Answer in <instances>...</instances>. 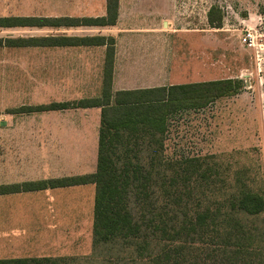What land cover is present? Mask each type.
Wrapping results in <instances>:
<instances>
[{"label": "rangeland", "instance_id": "1", "mask_svg": "<svg viewBox=\"0 0 264 264\" xmlns=\"http://www.w3.org/2000/svg\"><path fill=\"white\" fill-rule=\"evenodd\" d=\"M78 1L0 0V16L60 15L74 12ZM80 1L84 9L86 0ZM136 3L138 7L142 4L151 15L155 14L151 8H164L167 1L137 0ZM212 6L223 15L219 28L211 26L208 20ZM217 9L212 13L215 18L219 15ZM159 11L148 24L143 16L130 20L134 26H154L163 34L152 38L160 42L158 51L142 48L143 52L135 55L138 63L123 65L125 68L118 71L121 81L117 80L115 89L122 82L128 89L146 88L152 82L187 83L198 79L232 78L242 83L236 93L204 107L182 108L171 113L164 134L159 131L154 136L144 134L129 144L134 148L130 158L141 164L144 171L152 169L154 179L162 178L165 166L168 178L179 171L180 179L193 166H200L201 171L210 168L209 172L197 174L216 179L212 187L220 200L236 194L243 184L264 196V0H169L168 14ZM56 32L41 26L0 27L3 37ZM248 32L252 36L244 40ZM48 56L52 59V55L41 52L38 46L0 48V112L98 96L99 87H88L86 92L80 87L54 84L53 71L43 70L41 65V60L48 61ZM29 113L31 179L84 174L96 168L91 165V169L80 159V163L72 166L41 165V111ZM71 136L76 139L80 134ZM66 145L62 151H69ZM151 162L154 163L150 167ZM207 191L211 194V189ZM94 203V184L31 193L30 245L0 246V258L26 257L31 264H143L140 254L133 251L134 246L124 244L123 240L95 241ZM244 222L260 238L258 242L263 247L264 211L257 217L248 216ZM181 241L192 245L196 256L193 263L226 264L219 252L223 246L219 238L213 239L215 243L206 238L191 243ZM249 261L250 256H245L237 264ZM190 263L188 260L187 264Z\"/></svg>", "mask_w": 264, "mask_h": 264}, {"label": "trees", "instance_id": "2", "mask_svg": "<svg viewBox=\"0 0 264 264\" xmlns=\"http://www.w3.org/2000/svg\"><path fill=\"white\" fill-rule=\"evenodd\" d=\"M106 6V15L98 17L0 16V27L115 24L119 0H106ZM215 9L216 6L211 7L208 20L211 26L219 28L222 26L223 15L217 9L219 15L213 17ZM105 43L108 47L101 95L21 106L10 111L100 107L96 170L85 174L30 180L22 184L1 185L0 193L93 183L96 242L116 243L123 240L124 244L134 246L133 251L140 254L143 264H187L188 260L190 264H195L192 262L196 257L191 250L192 245H185L181 240L191 243L195 239L206 238L215 243L213 239L219 238L223 244L219 252L226 264H237L245 256H250L249 263L245 264H264V246L259 244L260 238L244 222L248 216L257 217L264 211V196L261 193L251 191L243 184L236 194L220 200L212 187L216 179L197 174L209 172L210 168L201 171L200 166H193L180 179L177 170L175 175L168 178L165 166L162 178L154 179L152 169L144 171L142 165L133 162L129 156L134 150L129 146L133 140L144 134L154 136L156 131L165 133L171 113L182 108H201L220 97L234 94L241 87V80L223 78L114 92L113 38L96 35L0 37V46ZM154 140L159 141L156 137ZM127 157V161L120 163ZM160 162L165 165L164 161ZM170 188H173L172 193ZM207 189H211V194L207 193ZM186 247H189V251ZM0 264H31V260L26 257L6 258L0 259Z\"/></svg>", "mask_w": 264, "mask_h": 264}, {"label": "crops", "instance_id": "3", "mask_svg": "<svg viewBox=\"0 0 264 264\" xmlns=\"http://www.w3.org/2000/svg\"><path fill=\"white\" fill-rule=\"evenodd\" d=\"M143 1L144 0H142V2ZM166 1V6H163L164 8H151V13L154 12L155 14L148 15L146 13L148 10H145L146 8H144L142 4L138 7L136 3L137 0H119V13L115 24L41 26V28L46 30L57 31L52 34H41V37L96 35L104 36L107 39L113 38L114 62L112 89L114 92L128 89L123 82L115 89L117 80L120 79L118 71L125 68L123 67L124 64L138 63L135 55L142 53V48L148 52L151 48L158 51L157 48L160 42L154 41L152 38L161 37L163 34L162 31L157 30L154 26L151 28H139L134 26L136 24L130 20H137L139 17L143 16L146 19V24H148L149 20L152 21L154 16L159 14V10H164L165 14H168L169 0H165V2ZM78 2V8L74 10V12L41 16L98 17L104 16L107 13L106 0H97L96 2L93 0L92 4H90V2L88 3V0H86L84 2L86 6L84 9H82L80 5L82 1L79 0ZM26 47L30 46H0V48L9 49ZM107 47V43L41 45V52L52 55V59H50L49 56L47 57L48 61L41 60V65H43L42 69L53 71L54 84L56 83L57 86L64 87L71 85V87L83 88L86 92L88 91L86 90L88 87H99V96L101 95L103 86ZM158 78L159 77L155 79ZM120 81L121 80H119V82ZM201 81L206 80L198 79L195 82ZM152 83L151 85H147V87L184 84L180 82ZM87 97L96 96H85L83 98ZM68 100L57 101L61 102ZM29 114V112H0V186L6 184H22L30 180L44 179L30 178L29 133L31 131V126L29 124ZM100 126V107L41 110V165L54 166L63 164L72 166L80 163L78 161L80 159L85 162V165H88V167L92 169L91 165H97ZM73 133H78L80 136H77L75 139L71 136ZM64 144H67L66 146L71 152L61 150ZM95 170L96 168L87 173L94 172ZM69 175L78 174L63 176ZM72 186L59 188H70ZM53 189L58 188L0 193V246L30 245V195L31 193H40L41 191Z\"/></svg>", "mask_w": 264, "mask_h": 264}, {"label": "built area", "instance_id": "4", "mask_svg": "<svg viewBox=\"0 0 264 264\" xmlns=\"http://www.w3.org/2000/svg\"><path fill=\"white\" fill-rule=\"evenodd\" d=\"M252 34L250 32L247 33L246 37H244V40H247L248 38H251Z\"/></svg>", "mask_w": 264, "mask_h": 264}]
</instances>
